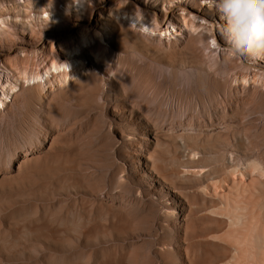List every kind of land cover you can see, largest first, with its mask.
Wrapping results in <instances>:
<instances>
[{
    "label": "rangeland",
    "instance_id": "374dc122",
    "mask_svg": "<svg viewBox=\"0 0 264 264\" xmlns=\"http://www.w3.org/2000/svg\"><path fill=\"white\" fill-rule=\"evenodd\" d=\"M24 1L0 0V91L7 70L18 85L0 104V264H222L240 240L221 212L264 180V59L227 45L209 0H86L106 55L87 49L70 79L24 86L28 55L7 50L89 11ZM136 8L173 25L139 28ZM182 138L196 159L180 157Z\"/></svg>",
    "mask_w": 264,
    "mask_h": 264
},
{
    "label": "bare ground",
    "instance_id": "6f19581e",
    "mask_svg": "<svg viewBox=\"0 0 264 264\" xmlns=\"http://www.w3.org/2000/svg\"><path fill=\"white\" fill-rule=\"evenodd\" d=\"M25 2L24 0H21ZM77 4H74V7L78 8L76 10L80 11L84 9L88 11L86 17L78 18V22L75 23L73 21V17L68 7L63 8L61 12L62 17L66 22L73 21L71 25L63 28V32L53 31L47 33L46 31H38L34 34V39L29 43H25V45L14 46L12 49H8V54H11L15 51L21 50L23 55H28V57L24 59H20L18 63L23 67L20 70L22 77L24 78V86H31L40 84L41 79L45 76L44 85H47V80L50 76H55L56 74H63L66 79H70V75L72 70L75 69V65H80L85 63V60L82 58V54L87 50H91L94 52L97 60L99 62L105 55L108 42L106 41L104 35L102 33L99 34L100 41L105 44L103 46L101 42L95 41V38L92 36V17H93V8L87 7V1L81 4V0H76ZM122 3H126L127 7H131V0L120 1ZM31 3V2H30ZM29 3V4H30ZM32 4V3H31ZM206 8V7H205ZM205 8L198 10L201 14L206 15ZM7 7L4 6L3 10H6ZM149 13L147 8L139 10L138 8L134 9V13L132 15H127L136 26L139 28H146L148 31L157 32L158 30H162L163 28L159 27L157 22H151V18L148 15H143V13ZM3 13V11H2ZM125 14V12H124ZM49 13H46L43 18L50 17ZM101 18H104V12L101 10L100 13ZM195 18L205 19L201 15L194 14ZM23 18L20 15H17L14 21H21ZM59 21V17L56 18ZM168 26L164 28L168 31V28L173 25L169 19L167 20ZM188 23V22H187ZM0 24L3 27H9L5 18L0 14ZM161 31V32H162ZM171 30H169L170 32ZM142 33V31H140ZM173 32V31H172ZM177 35H181L182 32L180 30H175ZM55 34H57L55 36ZM64 38V39H63ZM58 39L61 43H67L66 47H62L61 49L64 52H60L55 45V41ZM78 40V45L76 46V41ZM95 41V42H94ZM16 42V41H15ZM94 42V43H93ZM64 45V44H63ZM220 47V46H219ZM66 51V52H65ZM49 52L52 54L51 65L47 67V57ZM33 53H41L43 54V62L44 65L41 66L45 70V72L41 70H28V68L33 64V58L31 55ZM5 51H0V59L6 58ZM69 58L73 59L70 60ZM42 62V63H43ZM41 65V64H40ZM3 70H0V74ZM9 73L6 74L7 77L6 82V91H0V104L2 107H5L13 100L15 93H17V83L12 80L13 72L7 70ZM4 72V71H3ZM264 79V71L259 74ZM50 80V79H49ZM28 83V84H26ZM0 89H4V86L0 85ZM179 146H182V151L180 152V157H189V159H196L194 155L195 148L190 152L189 143L182 138V140L178 141ZM189 147V148H188ZM205 148V147H204ZM199 149V148H198ZM189 150V154L188 151ZM193 156H190V155ZM194 157V158H193ZM205 157L199 158V160H203ZM262 179V178H261ZM246 187V186H245ZM252 194V195H251ZM251 194H245L244 198L236 200L234 203L230 201L225 205L223 212L221 215L226 217L225 223L230 232L234 237L239 238V245H234L231 254L221 258L220 261H223L222 264H264V180L260 181L255 185V189Z\"/></svg>",
    "mask_w": 264,
    "mask_h": 264
},
{
    "label": "clouds",
    "instance_id": "9594fccd",
    "mask_svg": "<svg viewBox=\"0 0 264 264\" xmlns=\"http://www.w3.org/2000/svg\"><path fill=\"white\" fill-rule=\"evenodd\" d=\"M209 4L223 21L227 45L240 57L264 59V0H209Z\"/></svg>",
    "mask_w": 264,
    "mask_h": 264
}]
</instances>
